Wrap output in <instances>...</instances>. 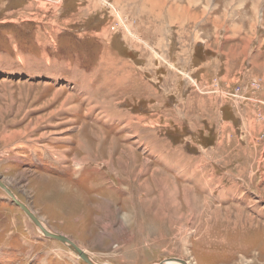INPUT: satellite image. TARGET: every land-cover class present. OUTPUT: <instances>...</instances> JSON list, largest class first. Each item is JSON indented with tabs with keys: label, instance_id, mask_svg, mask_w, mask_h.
I'll return each mask as SVG.
<instances>
[{
	"label": "rangeland",
	"instance_id": "374dc122",
	"mask_svg": "<svg viewBox=\"0 0 264 264\" xmlns=\"http://www.w3.org/2000/svg\"><path fill=\"white\" fill-rule=\"evenodd\" d=\"M163 1L0 0V177L100 264H264V29L246 58L232 0ZM193 1L197 28L164 14ZM0 264L88 263L0 188Z\"/></svg>",
	"mask_w": 264,
	"mask_h": 264
},
{
	"label": "crops",
	"instance_id": "0c3cea01",
	"mask_svg": "<svg viewBox=\"0 0 264 264\" xmlns=\"http://www.w3.org/2000/svg\"><path fill=\"white\" fill-rule=\"evenodd\" d=\"M111 1L114 4V6H116V8L123 10V8L126 7L127 1H129V0H111ZM130 1L131 2L137 1V3H138L137 4L138 5L137 7L139 9L140 8H146V9L150 8L152 1L154 2V6L156 8H158V0H130ZM159 1H161L162 4H164V1L163 0H159ZM165 1H168V0H165ZM194 1H193V3H194ZM260 1H261V4H259ZM252 2H253V4H250L251 6H248L247 10H243V6L239 5V3L236 0H232L231 4L232 3L233 4L232 5L230 4L231 6L230 5L228 6V9L231 10L230 11L231 12L230 16L233 15V12H236L235 15H233L234 16L233 21L238 26L236 28V30H235V27L234 26L232 27L231 24L228 25L229 24V16H225V17H228L226 19H228L227 26H228L229 34H230V31H233V32L235 31V32H238V33L241 31L240 36H239V43L240 44H239L238 55L241 54V53H244V51L246 50V52L244 53L245 57L248 55L247 48H251V46H252V45L250 46V43H251L250 38H254L253 34H255V35L258 34V32L260 31V28H263L264 29V25L261 24L259 21H257V18H255V20L251 18V16L253 14H255V13L258 12L260 5L263 4V6H264V0H252ZM256 2H257V4H256ZM147 3H148L149 6L147 5ZM204 4H202L199 9H197V7L199 5H196L195 3H194V6L196 5V9H194V6L191 3L175 4L174 7L176 9H178L177 13H170V14H168L166 12L164 14H165V16H172V17L173 16H181L182 19H183V21L186 22L187 24L188 23H191L192 24V22H194L195 18L199 17L194 22L195 23L194 27L197 28V26H199L198 25L199 22L201 23L203 20H206V19L208 20V18H209L208 16H209V14L211 12V10H209L208 13H207V15H206V12H207V10L209 8H207L206 9V12H204L203 14H201L199 12V10L204 6ZM214 4H215V2L213 3V7H214ZM165 5L168 7L167 2H165ZM93 7L96 10L97 7L94 4V1H93ZM192 7H193V9H192ZM137 11H135L136 12L135 13L136 16H133L131 14V13H134V12H130V13L127 14L125 11L124 12L126 14H122V15L125 16V17H129L130 16L133 19L134 18H137V20L139 21L138 28H139V31L141 33H147V29L146 28H143V29L141 28V30H140V27L142 25V22H145V23L150 22L148 24V26H146V27H150V26H152V25L155 24V26H156L155 33H157V35H158V23H155V21L158 22V13H155L152 16V15H150L151 13H149V12H144L145 14H142V13L140 14V13H137ZM155 11H157V9ZM120 12H122V11H120ZM164 14L162 13L159 16H164ZM257 14H256V16H258ZM198 15H200V16H198ZM168 25H170V24H168ZM173 28H175V30L172 31L173 32L172 37H173V40L175 41V39L179 36V34H177L178 33L177 27L173 26ZM213 28H215L214 22H213ZM221 28H222V26L219 24V31L221 30ZM163 33H165V31H163ZM237 38H238V36H237ZM179 40H180V37H179L178 41ZM193 40H194V37H193ZM158 41L159 42L161 41L159 37H158ZM179 45H180V43H179ZM111 46H112V43H111L110 47ZM197 49L202 53V55L204 54V57H205L204 59L197 60V62H198V64L200 66H205L206 63H208V61L214 60L216 57L223 59L224 60V63H225L226 56H223L224 54H222V52L218 53L217 51H214L213 49L206 47L201 42H197L196 44L194 43V50L192 49L193 51H191L192 52V54H191L192 60L194 58L196 59V51H197ZM235 59H237L236 56H234V60Z\"/></svg>",
	"mask_w": 264,
	"mask_h": 264
},
{
	"label": "water",
	"instance_id": "95a60500",
	"mask_svg": "<svg viewBox=\"0 0 264 264\" xmlns=\"http://www.w3.org/2000/svg\"><path fill=\"white\" fill-rule=\"evenodd\" d=\"M0 188L11 198V200L20 207L25 214L29 217L32 223L46 236L55 240L62 242L69 249H71L75 254H77L83 261L88 264H100L98 263L90 254L81 249L74 241H72L66 235L61 233L53 232L48 229L45 224L34 214L32 210L22 202L12 191V189L1 179L0 177ZM102 264H114V263H102ZM158 264H189L186 260L180 258H171Z\"/></svg>",
	"mask_w": 264,
	"mask_h": 264
},
{
	"label": "built area",
	"instance_id": "2783aa9c",
	"mask_svg": "<svg viewBox=\"0 0 264 264\" xmlns=\"http://www.w3.org/2000/svg\"><path fill=\"white\" fill-rule=\"evenodd\" d=\"M192 83L194 84V80H193ZM253 85L256 86L255 83H253ZM210 87H211V89H210ZM247 89H248V88L243 87L242 85H238V86L234 89V91H233V93L231 94V96H232V97L234 96V98L236 99V101H237V102H240V104H241V103H243V102H245V101L247 100V98H246V100H245V96H246V95H244L245 92L247 93ZM218 91H219V93H221L222 90H221V88H220V81H219V79H218L217 77H215V78H214V81H213V84L210 85V86L208 87V90H207L206 92H218ZM221 94H222V93H221ZM260 118H263V117L260 116ZM263 137H264V135H263Z\"/></svg>",
	"mask_w": 264,
	"mask_h": 264
},
{
	"label": "trees",
	"instance_id": "16d2710c",
	"mask_svg": "<svg viewBox=\"0 0 264 264\" xmlns=\"http://www.w3.org/2000/svg\"><path fill=\"white\" fill-rule=\"evenodd\" d=\"M196 52H199V50L196 51ZM181 133H182V132H180V131H176V130H174L173 132H171L170 135L173 136V138H178V137L182 136Z\"/></svg>",
	"mask_w": 264,
	"mask_h": 264
},
{
	"label": "bare ground",
	"instance_id": "6f19581e",
	"mask_svg": "<svg viewBox=\"0 0 264 264\" xmlns=\"http://www.w3.org/2000/svg\"><path fill=\"white\" fill-rule=\"evenodd\" d=\"M148 29V28H147ZM104 101V100H103ZM107 106V105H106ZM105 111V110H104ZM218 226V225H217ZM83 250V249H82Z\"/></svg>",
	"mask_w": 264,
	"mask_h": 264
}]
</instances>
